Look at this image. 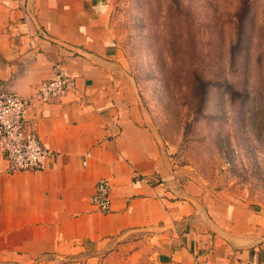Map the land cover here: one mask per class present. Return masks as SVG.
I'll use <instances>...</instances> for the list:
<instances>
[{"label": "crops", "instance_id": "crops-1", "mask_svg": "<svg viewBox=\"0 0 264 264\" xmlns=\"http://www.w3.org/2000/svg\"><path fill=\"white\" fill-rule=\"evenodd\" d=\"M58 64L74 87L33 103L25 118L53 156L42 170L13 173L0 156V259L264 264V209L175 165L127 69L107 0H0V93L29 99ZM102 179L111 185L105 213L89 203Z\"/></svg>", "mask_w": 264, "mask_h": 264}, {"label": "rangeland", "instance_id": "rangeland-1", "mask_svg": "<svg viewBox=\"0 0 264 264\" xmlns=\"http://www.w3.org/2000/svg\"><path fill=\"white\" fill-rule=\"evenodd\" d=\"M107 5L142 105L175 165L264 209V0ZM89 260L68 253L28 264H98Z\"/></svg>", "mask_w": 264, "mask_h": 264}, {"label": "built area", "instance_id": "built-area-1", "mask_svg": "<svg viewBox=\"0 0 264 264\" xmlns=\"http://www.w3.org/2000/svg\"><path fill=\"white\" fill-rule=\"evenodd\" d=\"M73 87V79L58 64L53 76L39 83L29 99L16 93H0V156L6 160L8 172L38 171L46 167L53 153L40 143L34 132H26L25 118L28 108L35 102L47 103L63 97ZM86 157H89L88 153ZM110 191L109 181L99 180L89 203L97 211L108 212Z\"/></svg>", "mask_w": 264, "mask_h": 264}]
</instances>
